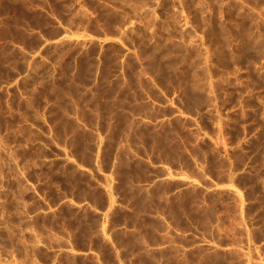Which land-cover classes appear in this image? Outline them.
Returning <instances> with one entry per match:
<instances>
[{
	"label": "rangeland",
	"instance_id": "1",
	"mask_svg": "<svg viewBox=\"0 0 264 264\" xmlns=\"http://www.w3.org/2000/svg\"><path fill=\"white\" fill-rule=\"evenodd\" d=\"M49 2L77 39L42 56L0 22V264H49L61 223L41 195L59 163L43 158L95 150L168 160L193 181L195 234L264 264V0ZM70 99L98 125L72 124Z\"/></svg>",
	"mask_w": 264,
	"mask_h": 264
},
{
	"label": "crops",
	"instance_id": "2",
	"mask_svg": "<svg viewBox=\"0 0 264 264\" xmlns=\"http://www.w3.org/2000/svg\"><path fill=\"white\" fill-rule=\"evenodd\" d=\"M0 22L20 34L7 44L31 57L42 56L48 44L77 39V30L66 26L49 0H0ZM70 102L73 113L66 116L72 124L98 125L101 112L91 103ZM43 161L59 163L49 169L54 196L41 195L42 213L61 223L52 241L41 245L49 264L63 257L73 264H211L225 263L229 254L236 255L238 264H257L237 246L210 247L204 234H195L192 213L186 210L194 206L193 181L164 158L95 150L59 153Z\"/></svg>",
	"mask_w": 264,
	"mask_h": 264
}]
</instances>
